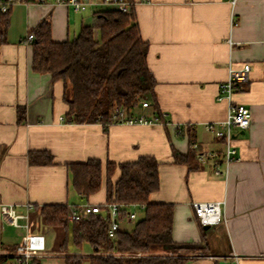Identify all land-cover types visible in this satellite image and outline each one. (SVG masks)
I'll use <instances>...</instances> for the list:
<instances>
[{
	"label": "crops",
	"instance_id": "crops-1",
	"mask_svg": "<svg viewBox=\"0 0 264 264\" xmlns=\"http://www.w3.org/2000/svg\"><path fill=\"white\" fill-rule=\"evenodd\" d=\"M130 1L157 84L155 99H144L149 106L139 103L129 115L160 117L154 125L115 123L105 129L101 123H69L64 82L32 69L33 42L26 41L40 23L50 21L53 40L64 42L92 25L97 11H73L53 1L10 10L0 46V206L15 205L20 213L27 203L34 208L28 229L26 221L17 228L0 213V256H12L27 234H41L46 251L36 264L55 258L66 264L67 253L52 250L55 230L35 227L36 219L41 224L38 210L106 203L104 187L89 198L79 194L68 165L152 157L159 164L160 187L150 202L174 205L175 244L160 254L187 258V264H264V0ZM109 10L114 9L98 12ZM246 63L252 66L250 81L238 87L233 100L250 108L252 119L249 128L235 132L238 159L227 165L224 143L207 125L227 118L228 102L217 99L220 85L230 66ZM19 108L26 109L24 123ZM175 152H192L195 160L178 163ZM40 153L53 162L32 164L30 156ZM195 202H222L223 223L204 229ZM129 224L122 222L121 229Z\"/></svg>",
	"mask_w": 264,
	"mask_h": 264
},
{
	"label": "trees",
	"instance_id": "trees-1",
	"mask_svg": "<svg viewBox=\"0 0 264 264\" xmlns=\"http://www.w3.org/2000/svg\"><path fill=\"white\" fill-rule=\"evenodd\" d=\"M9 25L10 11H0V46L6 42ZM32 33V69L64 82L69 123H101L108 129L115 124L116 107L131 114L141 100L155 99L157 81L147 64L149 45L141 37L134 6L130 13L117 10L95 13L93 24L82 27L73 40L55 42L50 21L40 23ZM18 114L19 123H24L26 109L19 108ZM174 158L178 163H190L194 162L195 155L175 152ZM30 162L46 165L51 164L53 158L45 153L32 154ZM158 165L152 157L118 165L107 162L104 166L97 159L68 165L72 186L79 194L89 198L104 187L106 203L124 206L118 211L121 222L125 221L132 205H145V210L131 231L120 229L111 237V220L102 215L71 222L69 205L40 208L38 215L44 225L53 228L59 237L57 249L67 253L66 264H187V258L160 254V249L175 242L174 205L150 202L151 194L160 187ZM69 236L75 246L87 243L95 253L71 255ZM0 264L16 263L12 255L0 256Z\"/></svg>",
	"mask_w": 264,
	"mask_h": 264
},
{
	"label": "built area",
	"instance_id": "built-area-1",
	"mask_svg": "<svg viewBox=\"0 0 264 264\" xmlns=\"http://www.w3.org/2000/svg\"><path fill=\"white\" fill-rule=\"evenodd\" d=\"M53 1V4H63L71 8L73 11H84L93 9L101 11L104 8H112L123 13H130L134 3L130 0H36L34 3L48 4ZM18 4H28L26 0H2L0 11L8 13L13 6ZM101 9V10H100ZM34 34L31 32L27 36V43H32ZM252 66L249 63L241 67L230 66L228 70L227 80L220 85L217 99L219 101L226 100L229 104L227 118L221 123H209L207 129L221 139L224 143V161L227 165L237 161V148L234 144L235 132L249 128L252 119V111L245 105L235 103L233 98L241 84L250 81ZM140 104L143 108L149 106L147 100H141ZM114 123H122L129 125H154L160 122V117L130 116L126 109L116 107L114 109ZM220 126V128H218ZM193 146L197 148L196 144ZM201 155H212L211 153L203 152ZM117 203L104 204H89L84 203L77 206H68V219L71 222H77L86 219L92 215H102L104 219L111 220L109 235L114 237L121 229V220H119V208H122ZM34 206L31 203L25 205V213H20L15 205H1L0 213L9 219V222L14 227H23L21 221H26L24 227L28 229L29 212ZM193 209L199 223L206 227H212L223 223L224 216L222 212V202H195ZM145 205L134 204L128 210L125 221L132 223L138 218V211H144ZM46 251L45 236L41 234H27L22 243H20L13 254L16 264H36V260L43 257Z\"/></svg>",
	"mask_w": 264,
	"mask_h": 264
},
{
	"label": "rangeland",
	"instance_id": "rangeland-1",
	"mask_svg": "<svg viewBox=\"0 0 264 264\" xmlns=\"http://www.w3.org/2000/svg\"><path fill=\"white\" fill-rule=\"evenodd\" d=\"M144 214H143V211H138V218L139 217H142ZM137 218V219H138ZM37 220V225H35V227L37 226L38 227H44V223L41 219V224L39 225L38 223V219ZM137 220L133 221L131 224H129L128 226H124L123 228L125 230H128V231H131L134 227V224ZM36 224V223H35ZM47 227V226H45ZM59 241V237L57 238V240L55 241L54 246L52 247V250H55L57 248V242ZM69 253L72 254V255H81V256H88L90 254H94L91 246L87 243H84L82 246L80 247H77L73 244V240H72V237L69 236ZM51 248L49 249L50 252H52ZM58 261V262H57ZM48 264H62V261H60V259L58 258H55L54 260H49Z\"/></svg>",
	"mask_w": 264,
	"mask_h": 264
},
{
	"label": "water",
	"instance_id": "water-1",
	"mask_svg": "<svg viewBox=\"0 0 264 264\" xmlns=\"http://www.w3.org/2000/svg\"><path fill=\"white\" fill-rule=\"evenodd\" d=\"M209 228H210L209 226L204 227V229H206V230L209 229Z\"/></svg>",
	"mask_w": 264,
	"mask_h": 264
}]
</instances>
